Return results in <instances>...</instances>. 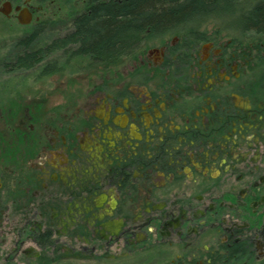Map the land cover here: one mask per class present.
<instances>
[{"label":"flooded vegetation","instance_id":"1","mask_svg":"<svg viewBox=\"0 0 264 264\" xmlns=\"http://www.w3.org/2000/svg\"><path fill=\"white\" fill-rule=\"evenodd\" d=\"M54 1L72 25L36 48ZM39 2L0 0L35 25L0 75L63 78L0 101V264H264V0L147 28L119 59L81 50L93 0Z\"/></svg>","mask_w":264,"mask_h":264},{"label":"trees","instance_id":"2","mask_svg":"<svg viewBox=\"0 0 264 264\" xmlns=\"http://www.w3.org/2000/svg\"><path fill=\"white\" fill-rule=\"evenodd\" d=\"M211 7L232 9L233 4L232 0H93L89 12L76 21L83 39L81 50L99 59L110 55L119 59L141 43L147 28L163 30ZM248 20L264 26V7H258Z\"/></svg>","mask_w":264,"mask_h":264},{"label":"rangeland","instance_id":"3","mask_svg":"<svg viewBox=\"0 0 264 264\" xmlns=\"http://www.w3.org/2000/svg\"><path fill=\"white\" fill-rule=\"evenodd\" d=\"M39 2L40 0H34ZM49 1V0H48ZM77 7L80 9L84 7V0H72ZM49 3V2H48ZM57 1H54V3H49L46 5L42 2H39V4L43 5L44 7L43 12L41 13V18L45 19L46 22L42 25H40L41 30L40 32H37L36 35H38L35 40L34 44H36L37 47H43L44 45H47L50 41L56 39L58 35H61L62 33H66L69 30V27H71L72 23H70L74 17L75 13L73 11H70L72 8L76 9L71 2H68L66 9L63 8V10L59 9V5L57 4ZM46 6V7H45ZM73 9V10H74ZM40 18V19H41ZM35 25H19L17 21L8 22L5 20H0V62L4 61V57L6 54H9L12 52V49L15 48V45L18 43V40L25 37V34H28L33 31ZM60 50V49H59ZM59 50H55L54 52H50L47 55L43 54L44 57L47 59L49 57H59L60 52ZM82 58H78L71 62L70 64L79 65ZM45 63V62H44ZM42 64H37L36 67H34L32 70L29 71V80L27 82L25 80L20 79L19 74L15 73H5L3 75H0V93L3 91V93L0 94V98H5L4 100H0L1 102L6 101H18L23 100L26 101L28 99L24 98V95L28 94L30 90H33L34 88H43L45 90H50L52 84L60 83V81L63 79L60 77H45V78H39L38 80H34L33 76L37 75L39 70L41 69ZM22 70V69H21ZM23 71V70H22ZM24 73V74H23ZM22 75L24 76L27 74L25 71H23ZM33 80L36 81L33 83ZM18 81H22L21 83H18ZM17 82V83H16ZM4 89L5 92H4ZM26 97V96H25ZM59 97H55L53 99L47 100L46 104H54L56 99ZM1 108V107H0ZM4 125L3 121L0 118V134L4 133ZM6 135V133H4Z\"/></svg>","mask_w":264,"mask_h":264},{"label":"water","instance_id":"4","mask_svg":"<svg viewBox=\"0 0 264 264\" xmlns=\"http://www.w3.org/2000/svg\"><path fill=\"white\" fill-rule=\"evenodd\" d=\"M21 22H22V23H28V22H29V19H27V18L22 19V18H21Z\"/></svg>","mask_w":264,"mask_h":264}]
</instances>
